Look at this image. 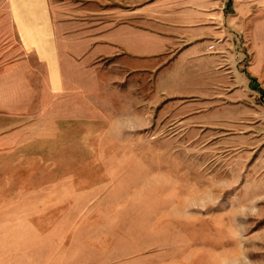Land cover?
I'll use <instances>...</instances> for the list:
<instances>
[{
  "label": "rangeland",
  "instance_id": "374dc122",
  "mask_svg": "<svg viewBox=\"0 0 264 264\" xmlns=\"http://www.w3.org/2000/svg\"><path fill=\"white\" fill-rule=\"evenodd\" d=\"M133 83L103 87L69 156L22 160L0 264H264V93L180 126Z\"/></svg>",
  "mask_w": 264,
  "mask_h": 264
},
{
  "label": "crops",
  "instance_id": "0c3cea01",
  "mask_svg": "<svg viewBox=\"0 0 264 264\" xmlns=\"http://www.w3.org/2000/svg\"><path fill=\"white\" fill-rule=\"evenodd\" d=\"M135 79L154 84L144 110L213 126L231 99L264 93V0H0V206L23 159L69 156L86 112Z\"/></svg>",
  "mask_w": 264,
  "mask_h": 264
},
{
  "label": "built area",
  "instance_id": "2783aa9c",
  "mask_svg": "<svg viewBox=\"0 0 264 264\" xmlns=\"http://www.w3.org/2000/svg\"><path fill=\"white\" fill-rule=\"evenodd\" d=\"M212 47H213V45L210 46V48H212Z\"/></svg>",
  "mask_w": 264,
  "mask_h": 264
}]
</instances>
